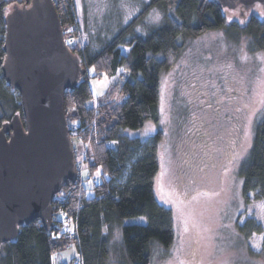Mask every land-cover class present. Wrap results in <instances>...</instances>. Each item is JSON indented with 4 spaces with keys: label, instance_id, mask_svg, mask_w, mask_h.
<instances>
[{
    "label": "trees",
    "instance_id": "obj_1",
    "mask_svg": "<svg viewBox=\"0 0 264 264\" xmlns=\"http://www.w3.org/2000/svg\"><path fill=\"white\" fill-rule=\"evenodd\" d=\"M30 1L0 0V128L16 114L23 121L19 93L2 76L4 13L15 6L27 7ZM53 2L66 35L76 18L75 3ZM150 9L160 10L162 21L146 26L144 34L137 33L136 25ZM224 11L226 8L217 0H149L144 12L114 33L111 40L104 41L103 48L84 40L82 47L71 48L79 56L82 68L95 67V71L109 78L122 68L126 77L109 85L101 96H94L85 71L77 86L65 92L68 125L71 130L76 128L84 144V152L79 155L83 158L82 179L56 194L52 227L46 229L36 219L20 226L14 240L0 244V264H74L75 253L80 254L81 264H109L111 234L119 227L123 237L120 259L125 264H152L156 245L171 247L175 240L173 214L157 201L154 193L161 133L144 140L133 132L150 120L159 121L161 77L175 65L186 39L224 29L231 37L249 38L253 49L264 51V20L253 13L241 25L236 19L228 22ZM93 34L94 40H101L100 34ZM125 45L129 50L124 55L120 46ZM255 124L252 147L239 167L246 202L250 195L264 200V115ZM70 136L71 140L77 139L71 132ZM113 141L117 143L108 146ZM88 178L95 180L89 183ZM61 212L67 217L62 218ZM133 217H144V224L123 223ZM67 218L77 229L76 237L67 240L61 235L53 239V233L63 232ZM72 244L74 255L69 263H64L61 250H69Z\"/></svg>",
    "mask_w": 264,
    "mask_h": 264
},
{
    "label": "rangeland",
    "instance_id": "obj_2",
    "mask_svg": "<svg viewBox=\"0 0 264 264\" xmlns=\"http://www.w3.org/2000/svg\"><path fill=\"white\" fill-rule=\"evenodd\" d=\"M148 2L73 0L84 42L103 48V42L139 17ZM256 10L264 20V11ZM224 12L228 22L236 19L242 25L253 10L246 18L230 9ZM162 18L160 10L150 9L135 31L144 34L146 26ZM93 33L101 40H94ZM128 50L120 46L122 54ZM180 52L161 77L159 121L150 120L133 132L144 140L161 133L154 193L173 214L174 243L166 249L156 245L152 264H264V200L250 195L246 202L239 175L257 118L264 115V51L253 49L249 38H234L221 29L186 39ZM88 77L94 96H101L126 73L119 68L109 78L90 71ZM72 143L76 154L84 152L83 143ZM141 218L123 223L144 224ZM122 243V228H115L109 264H125L120 259ZM72 245L61 250L64 263L74 255Z\"/></svg>",
    "mask_w": 264,
    "mask_h": 264
},
{
    "label": "water",
    "instance_id": "obj_3",
    "mask_svg": "<svg viewBox=\"0 0 264 264\" xmlns=\"http://www.w3.org/2000/svg\"><path fill=\"white\" fill-rule=\"evenodd\" d=\"M217 1L246 10L264 3ZM9 13L1 70L19 93L23 121L16 114L0 128V244L14 240L20 226L36 219L52 227L56 194L77 180L64 98L86 71L65 44L53 0H31Z\"/></svg>",
    "mask_w": 264,
    "mask_h": 264
},
{
    "label": "built area",
    "instance_id": "obj_4",
    "mask_svg": "<svg viewBox=\"0 0 264 264\" xmlns=\"http://www.w3.org/2000/svg\"><path fill=\"white\" fill-rule=\"evenodd\" d=\"M72 25L70 26V32L67 33L66 35H64V40H65V44L66 46L69 47V49L71 50V48L73 47H78V45H81V47L83 46L82 43H83V35L81 34V28H80V24L78 23V20L75 18L74 21L71 23ZM75 49V48H74ZM76 56L77 53L75 52L74 53ZM79 57V56H78ZM86 72L88 74V76H90V71H89V68L86 67ZM95 77H100L101 74H94ZM91 78H94V77H91ZM72 127L69 126V134L71 132V134L73 135V138H77L76 140L78 142H83L82 141V137L79 135V132L76 130V128H73L74 130H71ZM83 160V158H80L79 155L76 154V164H77V169H76V175H77V179H82V175L81 173L83 172V164L81 163ZM94 178H88L86 181L88 182H94ZM67 225V226H66ZM63 232L59 233V236L63 235V237L67 240L69 239H72L74 237H76V232H77V229H75V227L71 224V219L70 218H67L66 221H65V224L63 225ZM67 229H74V231H68ZM75 257V258H74ZM74 260L72 258V262L74 264H81L82 261H80V254L79 253H75L74 255Z\"/></svg>",
    "mask_w": 264,
    "mask_h": 264
},
{
    "label": "flooded vegetation",
    "instance_id": "obj_5",
    "mask_svg": "<svg viewBox=\"0 0 264 264\" xmlns=\"http://www.w3.org/2000/svg\"><path fill=\"white\" fill-rule=\"evenodd\" d=\"M224 8H226V7H224ZM226 9H228V8H226ZM251 9L253 10V12L250 13V14H253V13L256 14L255 13V11H257L256 9H261L262 11H264V3L262 4L261 2H258V1L257 2H254V4L252 5V8ZM251 9H249V10H251ZM231 10H233V12L234 11L237 12L236 14L239 17H245V13H247L249 11V10H246L245 7L243 5H240V4H237L236 7L235 8H231L230 11Z\"/></svg>",
    "mask_w": 264,
    "mask_h": 264
},
{
    "label": "snow or ice",
    "instance_id": "obj_6",
    "mask_svg": "<svg viewBox=\"0 0 264 264\" xmlns=\"http://www.w3.org/2000/svg\"><path fill=\"white\" fill-rule=\"evenodd\" d=\"M11 7H12V6L9 5V8H11ZM4 14H5V15H9L10 13H9V12H5ZM241 23H243V21H241ZM89 71L94 72V71H95V67L89 69ZM6 123H7V122H6ZM74 123H75V122H74ZM115 143H117V142H116V141H113V144H115ZM97 171L99 172L100 170L98 169ZM85 175H87V174L85 173ZM89 183H91V182H89ZM61 195H63V193H61ZM60 216H61L62 218H65V217H67V213L61 212V213H60ZM141 220H143V218H141ZM241 223H243V221H241ZM66 226H67V225H66ZM67 230H68V231H74V229H67ZM52 238H53V239H58V238H59V234H58V233H53Z\"/></svg>",
    "mask_w": 264,
    "mask_h": 264
}]
</instances>
